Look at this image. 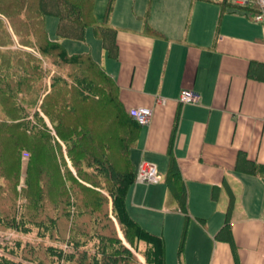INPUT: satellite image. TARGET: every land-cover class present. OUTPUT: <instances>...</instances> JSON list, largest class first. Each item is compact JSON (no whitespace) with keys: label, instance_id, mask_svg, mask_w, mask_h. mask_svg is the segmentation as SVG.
I'll return each instance as SVG.
<instances>
[{"label":"trees","instance_id":"trees-1","mask_svg":"<svg viewBox=\"0 0 264 264\" xmlns=\"http://www.w3.org/2000/svg\"><path fill=\"white\" fill-rule=\"evenodd\" d=\"M95 6L96 0H0V228L30 234L29 226H34L40 235L67 246H47L44 241L22 250L21 244L2 246L3 253L8 248L19 250L20 260L3 254L0 264H167L164 237L142 227L127 205L137 176L132 151L142 127L123 105L117 83L93 55L70 54L60 42L85 41L92 28L108 57L119 58V29L96 22ZM112 10L110 0L106 19ZM47 17L59 21L57 41L49 39ZM15 39L17 50L11 48ZM26 48L37 50L41 58L27 56ZM254 70L251 67L250 77ZM32 87L38 92V102L33 99L25 106L24 93ZM19 118L24 123L14 125ZM179 118L178 113L165 183L168 207L185 217L181 254L191 218L188 191L173 151ZM22 126L32 128L36 142L27 149L25 187L18 191L23 143L21 136L14 141L12 135ZM8 131L10 146L15 147L12 160L2 141L10 135ZM235 170L261 172L243 152ZM119 231L145 263L128 249ZM216 239H228L235 264H241L228 221Z\"/></svg>","mask_w":264,"mask_h":264},{"label":"crops","instance_id":"crops-1","mask_svg":"<svg viewBox=\"0 0 264 264\" xmlns=\"http://www.w3.org/2000/svg\"><path fill=\"white\" fill-rule=\"evenodd\" d=\"M154 1L146 14L123 12L114 18L118 59L102 54L100 63L91 53L117 83L127 110H154L132 160L137 170L143 162L154 165L161 181L135 182L129 213L138 222L143 213H166L167 264H235L228 239H216L227 221L240 263L264 264V22L256 20V7L229 0H198L190 9ZM183 90L198 92L200 103L181 104ZM158 98L167 102L158 104ZM178 113L173 151L191 222L174 262L172 245L179 244L185 217L168 207L165 179ZM241 152L260 173L235 170ZM131 206L143 212L133 213Z\"/></svg>","mask_w":264,"mask_h":264},{"label":"rangeland","instance_id":"rangeland-1","mask_svg":"<svg viewBox=\"0 0 264 264\" xmlns=\"http://www.w3.org/2000/svg\"><path fill=\"white\" fill-rule=\"evenodd\" d=\"M197 1L198 0H159V6H167V7L176 8V9H179V8L190 9L192 7L193 2H197ZM154 2H156V1H154V0H113L112 14L108 19H106V11L108 9L110 0H96L95 19H96V22H98V23H107V24L115 27L114 26V24H115L114 18L119 16V14H121L123 12H128L131 14H136V13L138 14L139 11H144L146 14L149 12L150 7L152 8ZM155 6H158V3H155ZM58 22H59L58 19L55 17H47L46 18V28H47L48 36H49V39L52 41L58 40L57 33H56ZM262 27H264V24L262 25ZM9 31L11 32V29H9ZM31 41H33L32 37H31ZM60 42L68 50V52L70 54H79V53L90 52L94 55L95 59L97 61H99L100 63H103L102 54H104V55L106 54V56H107L106 51L101 49L102 43L100 40H98L95 37L94 31L92 28H89L87 30L85 41H77V40H72V39H62V40H60ZM11 48L13 50L19 49V44H18L17 39H15L14 45ZM25 51H27V53H29V54H27V56L33 55L37 58H41L40 55L38 54L37 50H34L32 48H26ZM37 78H38V76H37ZM32 89H33V87L30 90L25 91V93H24L25 101L23 104L25 106H28V105L34 103L33 99L37 100V102H38V92L35 91L34 89L32 91ZM35 103H36V101H35ZM29 107L34 108L35 106H33V107L29 106ZM34 112H35L34 109L30 110V114H29L30 117L28 118L29 120L34 119L32 116V114ZM152 120H153V118H152ZM22 122L23 121H21V119L19 118V120L17 119L15 121V123H13V124L14 125L21 124ZM47 123L49 125L48 120H47ZM33 125L36 126L37 125L36 122H34ZM31 130H32V128H29L28 126L27 127L22 126V128H19L18 130L14 131V134L12 135V139L14 141L19 140L18 137L21 136L22 137L21 142L23 143V148L21 149L22 150L21 168L19 171L20 172V181H19L18 186H17L18 191H21L22 188L25 187V179H26L25 175H26L28 163L30 160L29 153H27V149L34 145V141L36 142V139H34L33 136L31 135V133H32ZM9 134H10V132H9ZM10 137H11V134L9 136H3L2 141L4 142L3 145L6 146V148L9 150L8 151V153L10 155L9 158H11V160H12V158H13L12 151L15 150V147H14V149L11 148V146H10L11 145V142H10L11 138ZM70 166H71V164H70ZM14 169H15V167H14ZM131 209H132L133 213H140L141 214L143 212V211L139 212L137 209H134L133 206H131ZM143 215H144L143 218L141 216H137V217H139L138 219L141 220L140 222H138L136 220L138 223H140L142 225V227H144L146 230H148L152 233L164 235V229H165V227H168L166 224L167 218L164 216V215H166V213H164V214H162V213H155V214L143 213ZM29 227L32 229L30 234L19 232L17 230L6 231V230H3L0 228V247L6 246V245L7 246H13L14 244H21L22 247H20V249L22 250L23 248L26 247L27 244H36V243L44 241V242H46L47 246L53 245V246H61L63 248H67L65 243H63V244L54 243L53 241H51L49 239L48 236L40 235L39 230L37 228H35L34 226H29ZM183 231H184V223H183L182 231L180 234L181 236L179 238V244H178V242H175L172 245V251H174V253L172 254L173 255L172 259L174 260V262H176L175 257L177 260L179 258V250H180V245L182 242ZM119 234H120V236H121V238L125 244L126 241H125L121 231H119ZM127 247L135 255L138 256V258L141 260V262L145 263V259L137 253V250L133 249L130 245H128ZM140 249H141V251L145 250V246L143 243L140 244ZM6 251H7V253H3L2 248H0V255L6 254L8 257H10L13 260H16V261L20 260V259H18L19 257L17 256L20 254L19 250L14 251V250H12V248L11 249L8 248ZM166 258H168L167 255H166ZM168 259L170 262L171 256Z\"/></svg>","mask_w":264,"mask_h":264},{"label":"built area","instance_id":"built-area-1","mask_svg":"<svg viewBox=\"0 0 264 264\" xmlns=\"http://www.w3.org/2000/svg\"><path fill=\"white\" fill-rule=\"evenodd\" d=\"M236 5H252L257 8L259 15L256 17L258 22H264V0H229ZM201 95L193 90H183L181 92L179 102L181 104H199ZM167 101L158 98L157 103L165 104ZM130 116L142 127L151 124L154 116V110L146 107L134 108L129 111ZM161 181V176L157 168L149 163L143 162L137 171L136 182L143 184H158Z\"/></svg>","mask_w":264,"mask_h":264},{"label":"water","instance_id":"water-1","mask_svg":"<svg viewBox=\"0 0 264 264\" xmlns=\"http://www.w3.org/2000/svg\"><path fill=\"white\" fill-rule=\"evenodd\" d=\"M125 244L128 246V244L125 242Z\"/></svg>","mask_w":264,"mask_h":264}]
</instances>
